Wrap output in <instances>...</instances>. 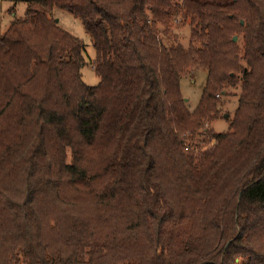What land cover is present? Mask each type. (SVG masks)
I'll use <instances>...</instances> for the list:
<instances>
[{"label":"trees","instance_id":"obj_1","mask_svg":"<svg viewBox=\"0 0 264 264\" xmlns=\"http://www.w3.org/2000/svg\"><path fill=\"white\" fill-rule=\"evenodd\" d=\"M26 1L0 34V264H264V0Z\"/></svg>","mask_w":264,"mask_h":264},{"label":"rangeland","instance_id":"obj_2","mask_svg":"<svg viewBox=\"0 0 264 264\" xmlns=\"http://www.w3.org/2000/svg\"><path fill=\"white\" fill-rule=\"evenodd\" d=\"M27 8L26 0H0V34L4 33L10 22L15 18H24ZM49 17L54 19L59 27L67 31L72 36L78 38L83 43V64L81 66L82 81L88 86H94L99 78L94 72L92 62L95 58V50L90 34L84 29L79 17L68 12L65 9L54 6L48 12ZM177 36L181 43L186 46L189 37V27L187 25L179 26ZM173 36L170 37L172 39ZM207 72L203 68L193 70L191 75L183 76L180 80V91L189 110H193L200 100L203 87L206 82ZM239 88L232 89L221 96L222 116L211 123V128L217 132L228 130L229 122L232 119Z\"/></svg>","mask_w":264,"mask_h":264},{"label":"water","instance_id":"obj_3","mask_svg":"<svg viewBox=\"0 0 264 264\" xmlns=\"http://www.w3.org/2000/svg\"><path fill=\"white\" fill-rule=\"evenodd\" d=\"M241 23H243V22L241 21ZM233 40H236V36L233 37Z\"/></svg>","mask_w":264,"mask_h":264}]
</instances>
